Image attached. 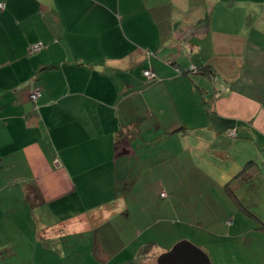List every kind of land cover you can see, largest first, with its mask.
Instances as JSON below:
<instances>
[{"label": "crops", "instance_id": "obj_1", "mask_svg": "<svg viewBox=\"0 0 264 264\" xmlns=\"http://www.w3.org/2000/svg\"><path fill=\"white\" fill-rule=\"evenodd\" d=\"M0 1V264H264V0Z\"/></svg>", "mask_w": 264, "mask_h": 264}, {"label": "water", "instance_id": "obj_2", "mask_svg": "<svg viewBox=\"0 0 264 264\" xmlns=\"http://www.w3.org/2000/svg\"><path fill=\"white\" fill-rule=\"evenodd\" d=\"M159 264H211L209 256L190 242L177 244L170 252L163 254Z\"/></svg>", "mask_w": 264, "mask_h": 264}, {"label": "built area", "instance_id": "obj_3", "mask_svg": "<svg viewBox=\"0 0 264 264\" xmlns=\"http://www.w3.org/2000/svg\"><path fill=\"white\" fill-rule=\"evenodd\" d=\"M5 10V3L3 1H0V11H4ZM45 45L43 43H36L30 46L29 48V54L30 55H34L39 53L40 51H42L43 49H45ZM198 71L197 68H194L191 72H195ZM144 77L149 80V81H153L157 79V75L152 71V70H145L143 72ZM42 93L40 90H35L33 91V93H31L30 99L37 104L39 99L41 98ZM229 135L231 137H236L237 136V131L236 130H231L229 132ZM162 198L167 197L166 193H162L161 194Z\"/></svg>", "mask_w": 264, "mask_h": 264}, {"label": "rangeland", "instance_id": "obj_4", "mask_svg": "<svg viewBox=\"0 0 264 264\" xmlns=\"http://www.w3.org/2000/svg\"><path fill=\"white\" fill-rule=\"evenodd\" d=\"M173 148H174V145H173ZM229 224H231V221H229Z\"/></svg>", "mask_w": 264, "mask_h": 264}, {"label": "trees", "instance_id": "obj_5", "mask_svg": "<svg viewBox=\"0 0 264 264\" xmlns=\"http://www.w3.org/2000/svg\"><path fill=\"white\" fill-rule=\"evenodd\" d=\"M237 131V130H236ZM237 135H238V132H237ZM230 136V135H229ZM237 137V136H236Z\"/></svg>", "mask_w": 264, "mask_h": 264}]
</instances>
